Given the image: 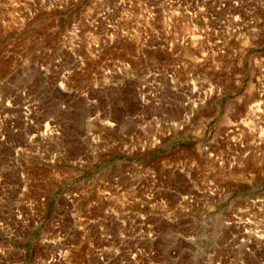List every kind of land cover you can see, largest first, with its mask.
Segmentation results:
<instances>
[{"label": "rangeland", "instance_id": "obj_1", "mask_svg": "<svg viewBox=\"0 0 264 264\" xmlns=\"http://www.w3.org/2000/svg\"><path fill=\"white\" fill-rule=\"evenodd\" d=\"M0 264H264V0H0Z\"/></svg>", "mask_w": 264, "mask_h": 264}]
</instances>
